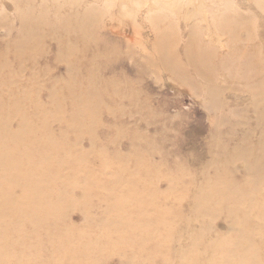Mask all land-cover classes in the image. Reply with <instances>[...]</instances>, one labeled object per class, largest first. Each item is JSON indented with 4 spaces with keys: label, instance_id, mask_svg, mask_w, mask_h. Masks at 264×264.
I'll use <instances>...</instances> for the list:
<instances>
[{
    "label": "rangeland",
    "instance_id": "374dc122",
    "mask_svg": "<svg viewBox=\"0 0 264 264\" xmlns=\"http://www.w3.org/2000/svg\"><path fill=\"white\" fill-rule=\"evenodd\" d=\"M153 1L0 0V139L70 162L0 171V264L219 263L264 211V0Z\"/></svg>",
    "mask_w": 264,
    "mask_h": 264
},
{
    "label": "bare ground",
    "instance_id": "6f19581e",
    "mask_svg": "<svg viewBox=\"0 0 264 264\" xmlns=\"http://www.w3.org/2000/svg\"><path fill=\"white\" fill-rule=\"evenodd\" d=\"M122 5H124V2ZM199 5L201 4L199 3ZM148 7H150V5ZM36 24L37 23H34L35 27H36ZM20 55L22 54L20 53ZM38 129L44 133L43 137L45 140L38 138L37 136H34L31 132H28L26 130L19 131L16 134H8L7 137L0 139V171H1V174L7 175L8 172L13 171L14 177H16L17 174H18V178L26 176L27 169L22 167L23 162L26 159L30 160L31 155L35 152H37L38 154V162L41 165H43L46 170H49L48 167H56V168L64 169L67 171L70 170V162L66 159H64L63 165H59V164H57V166H50V164L47 165V158H45V154L43 151L44 150L45 151L54 150L55 146H54V143L50 141L52 137L47 133V130L43 127L38 128ZM33 147H36L37 149H39V151H37V149ZM22 148L29 149L30 150L29 153L22 151ZM255 163H258L256 159L254 160V166L247 167V170H251V171L255 170L256 168L255 166H258L257 173L259 174L257 175H263L264 174V162L262 166L260 164L256 165ZM60 172L62 171L60 170ZM39 175H40V178H39L40 180L38 181L37 187H36V191L38 192L42 191L46 187V181L45 179H43L44 177L43 174L39 173ZM20 181H21L20 179H17V180H9L7 182V186L11 188V193H12V197L14 200L7 205L11 204V206H13L14 208L20 207L21 205L25 204L27 201L22 202L20 201V199L24 196L28 197L33 192V188L31 185L27 186V189L25 192L18 191L16 189V186L17 184L19 185ZM247 192H243L242 196L248 198L250 196L248 188H247ZM235 199H237L235 200V203H234L235 205L233 204L230 207L236 206V208L241 211V208H243L244 205L247 204V200L243 199V202H244L243 204L241 201V197L240 198L237 197ZM203 202L205 204V201ZM251 205H253L252 207H250L251 208L250 210L252 212L247 209L242 213L239 219L236 217L237 220H235L236 224H235V227H233L234 228V231L232 234L233 236L229 239V242L225 244V246L220 250L221 251V255L219 256L221 257L220 262L214 263V264H259L260 263L259 248H257L256 250V247L259 245L260 246L262 245V247L264 246V222H263L264 211L263 209H262V212L260 211V206L258 204H251ZM1 207L2 206L0 205V208ZM255 208L256 210H254ZM29 209L32 210L33 212L34 211L40 212V210L44 208H43V204H41V205H30ZM31 215H32V212H31ZM134 229L135 227L132 226L131 231L134 232ZM255 232H258L259 239L257 240H260L261 243L255 242L254 240ZM123 239L124 238L119 239L118 245L121 244V241ZM238 242L240 243V248L238 247Z\"/></svg>",
    "mask_w": 264,
    "mask_h": 264
}]
</instances>
